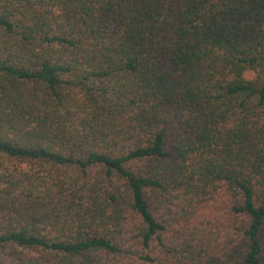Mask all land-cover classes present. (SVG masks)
I'll return each instance as SVG.
<instances>
[{
  "label": "trees",
  "instance_id": "obj_1",
  "mask_svg": "<svg viewBox=\"0 0 264 264\" xmlns=\"http://www.w3.org/2000/svg\"><path fill=\"white\" fill-rule=\"evenodd\" d=\"M0 264H264V0H0Z\"/></svg>",
  "mask_w": 264,
  "mask_h": 264
}]
</instances>
